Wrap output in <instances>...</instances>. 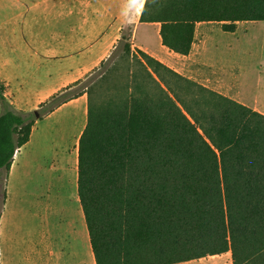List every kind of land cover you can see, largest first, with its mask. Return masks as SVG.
Here are the masks:
<instances>
[{
	"label": "trees",
	"instance_id": "16d2710c",
	"mask_svg": "<svg viewBox=\"0 0 264 264\" xmlns=\"http://www.w3.org/2000/svg\"><path fill=\"white\" fill-rule=\"evenodd\" d=\"M259 20L264 0H145L140 15L181 55L191 53L198 23L234 32ZM119 41L133 66L124 92L105 91L101 73L26 112L0 79V221L15 154L36 122L87 94L79 195L97 264H176L228 251L233 264H264V113Z\"/></svg>",
	"mask_w": 264,
	"mask_h": 264
},
{
	"label": "crops",
	"instance_id": "0c3cea01",
	"mask_svg": "<svg viewBox=\"0 0 264 264\" xmlns=\"http://www.w3.org/2000/svg\"><path fill=\"white\" fill-rule=\"evenodd\" d=\"M4 1L10 4H15L17 1L25 2L24 0ZM81 1L86 2L85 9L82 10L81 17L79 16L81 8L76 11L78 22L74 23L75 15L72 7V23L69 25L70 29L66 31L57 26H41L38 27L40 34L36 36V28L29 27L28 24L31 18H23V15L21 16L23 39L17 37L19 33L17 26L5 28L6 25H3V28H0L7 30L0 39V79L8 85V95L17 110L35 111L54 93L84 79L108 57L115 43L121 39L122 30L128 25L133 26L135 39L133 47L146 51L165 64H167L165 62L168 57L167 51L172 55L176 54L181 58L179 60L188 58L192 53L191 51L189 55H181L163 45L160 35L161 25L140 21L142 8L135 21H126L121 14L117 16L114 13L106 23L104 22L106 25L110 24L105 30L93 31L90 24L91 11L88 3L90 0ZM101 19L104 17L101 16L99 20ZM142 27H147L145 32L148 36L152 30L155 31L158 39L156 45L137 41ZM257 27L260 30L258 47L263 54L259 60L257 74L250 69L241 74H235V71L227 74L226 70L217 69L213 53L208 50L206 40H202L196 52L199 54H195L197 71L194 80L264 113V24H259ZM43 30L46 33L44 36L41 34ZM71 106L76 112L83 108L86 110L87 94L63 104L43 119H39L33 128L30 141L15 154L8 179V199L0 221L1 264H91L92 262L97 264L79 195V142L83 129L73 147V151H76L75 155L73 154L76 162L75 193L70 192L61 196L54 208L50 205L44 218L39 214L37 230L31 232H22L18 228L15 231L11 230L13 212L11 204L19 194L22 177L29 171L34 185L33 172L36 168L41 170L45 166L47 169L56 167L54 156L49 157V152L55 150L56 155L58 151L56 146L52 148V143L51 147L48 144V134L55 137V126L53 125L52 130V126L49 125L52 122L49 121L54 118L56 121L64 119L66 115H62V112ZM64 156L58 160L62 168ZM49 189L51 188L47 187V190ZM70 196L72 199L68 201ZM228 253L231 251L176 264H232L233 259L230 260Z\"/></svg>",
	"mask_w": 264,
	"mask_h": 264
},
{
	"label": "rangeland",
	"instance_id": "374dc122",
	"mask_svg": "<svg viewBox=\"0 0 264 264\" xmlns=\"http://www.w3.org/2000/svg\"><path fill=\"white\" fill-rule=\"evenodd\" d=\"M24 1L25 2L17 1L15 4H10L8 1L0 0V28H3V25H6L5 28L17 26L19 32L17 37L20 36L22 39L24 36L21 29L22 15L23 18H31L28 22L29 27L36 28V36H39L38 27L41 28V26H57L63 31L70 29L69 25L72 23V7L75 15L74 23H77L78 20L76 15L78 12L76 11L81 8L79 11V16L81 17L82 10L85 9L86 5V2L81 0ZM144 1L145 0H90L88 3L91 11V30H105L110 25H106L105 23L114 13L117 16L121 14V17L126 21H135L140 10V4ZM101 16H103L104 19L99 20ZM259 24L263 25L264 21H258V23L257 21H240L237 23L236 31L230 32L224 29V22L200 23L197 25L196 44L191 55L184 60H179L181 58L176 54L173 53L172 55L167 51L166 54L168 57L165 62L179 73L194 80V75L197 71V65H195L197 58L195 54H199L196 52L198 51L201 41L206 40L209 48L208 50L214 55L217 69L222 71L226 70V73L235 71V74H241L250 69L251 72L257 74L259 60L263 55L258 47L260 30L257 26ZM132 30V25L126 26L122 31L121 39L135 44ZM146 30L147 27H142L139 30L137 41L156 45L158 39L155 31L152 30L150 36H148L145 32ZM6 32V29L0 30V39ZM41 34L42 36L46 35L44 30ZM136 49L137 47H133L135 52L137 51ZM105 61L104 65H101L102 62L99 63L84 79L87 78V81H89L92 77L96 78L101 73H104L106 81L103 88L105 91L124 92L130 80V69H132L133 66L131 65V61L124 56L123 43L120 41L116 42L115 47L109 52ZM134 69L137 68L134 67ZM39 108L40 106L37 110ZM73 108V106L65 108L62 115H66L67 117L65 116L64 119L62 118L56 121V118H54L49 121L52 122L49 124L52 126L51 129L53 125L55 126L54 136L56 138L48 134V144L49 147H51L52 143V148L56 146L58 149L56 155L59 153V157L57 158L54 154V150L52 153L49 152V157L54 156L56 167L47 169L45 166L44 169L41 170L36 168L33 172L34 185L32 184L29 171L22 177L19 194L12 200L11 204L13 210L11 215V230L13 229L15 231L17 228L22 232H31L34 229L37 230L39 214L44 218L50 205L54 208L60 201L61 196L68 195L70 192L75 193L76 162L74 155L76 151H73V147L76 145L75 140L78 138L77 136L82 129H85L87 124L88 107L86 110L83 108L78 112ZM63 155L65 156L63 158L62 168L58 160ZM70 186H72V188H70ZM47 187L51 189L47 190ZM34 189L35 191H33ZM71 199L70 196L68 201ZM65 200H67V198ZM228 257L232 260L231 253H228ZM91 264H93V262Z\"/></svg>",
	"mask_w": 264,
	"mask_h": 264
},
{
	"label": "bare ground",
	"instance_id": "6f19581e",
	"mask_svg": "<svg viewBox=\"0 0 264 264\" xmlns=\"http://www.w3.org/2000/svg\"><path fill=\"white\" fill-rule=\"evenodd\" d=\"M144 7V3L140 5V8H143Z\"/></svg>",
	"mask_w": 264,
	"mask_h": 264
},
{
	"label": "water",
	"instance_id": "95a60500",
	"mask_svg": "<svg viewBox=\"0 0 264 264\" xmlns=\"http://www.w3.org/2000/svg\"><path fill=\"white\" fill-rule=\"evenodd\" d=\"M36 114H37V116H39V113L38 112H36Z\"/></svg>",
	"mask_w": 264,
	"mask_h": 264
}]
</instances>
